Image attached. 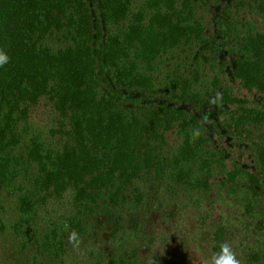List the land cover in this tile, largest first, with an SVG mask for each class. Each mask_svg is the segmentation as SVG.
Returning a JSON list of instances; mask_svg holds the SVG:
<instances>
[{
	"label": "trees",
	"instance_id": "1",
	"mask_svg": "<svg viewBox=\"0 0 264 264\" xmlns=\"http://www.w3.org/2000/svg\"><path fill=\"white\" fill-rule=\"evenodd\" d=\"M220 2L0 0V209L18 217L0 219L10 254L58 263L71 241L94 263L144 264L130 248L147 238L143 222L179 211L188 227L218 219L203 239L216 263L264 264V241L244 235L264 234V0L216 13ZM182 104L218 106L255 170L229 161ZM119 236L132 252L113 254Z\"/></svg>",
	"mask_w": 264,
	"mask_h": 264
},
{
	"label": "rangeland",
	"instance_id": "2",
	"mask_svg": "<svg viewBox=\"0 0 264 264\" xmlns=\"http://www.w3.org/2000/svg\"><path fill=\"white\" fill-rule=\"evenodd\" d=\"M230 1L231 0H221V2L216 7V13H221L229 5ZM97 7L98 6L94 5L96 20L98 19L99 24L101 22V13L100 9ZM211 28L209 29V32L213 33L214 30ZM220 58L223 63L227 65L228 72L232 73L234 70L233 65H231L232 61L229 59V55L225 50L221 51ZM179 108L196 114L205 127L206 133L215 144H220L221 142H224L226 144L225 154L227 158H229V161H235L237 164H241L245 168L255 170V168L253 167L255 164V160L249 153L248 148L245 145L233 147V145L231 144L232 139L228 136L225 128L220 126L221 120L224 119L223 117H225V114H223L222 110L218 106L214 105L208 108H204L199 113L190 105L182 104L179 106ZM217 198H219L218 195L213 196L212 200H215ZM213 205L214 201L208 205V208H211ZM7 212L8 214H5V211H1L0 209V219L5 222V225H8L18 219L16 214L12 211L8 210ZM166 213L167 212H165L164 215ZM4 218L6 220L8 219L9 222H7ZM144 223L145 221L143 222L142 226L143 229L148 233L147 238H145L144 242H140L137 240V245L136 242L133 241L132 245L130 246V248H133L134 246L139 247L140 253L138 257L140 258V261L144 262V264H218L216 262L220 259V256L218 254L216 256H213L214 252L212 249V245H210V242L208 241L211 240V237H209L206 242L203 241V239L207 238L208 234L211 232L210 225H214L213 229L219 226L217 218H215L213 222L208 221L207 223H205L203 228L202 226L198 225L196 227H192L190 224L188 227L184 222L183 215L179 211H177V215L174 218L165 219V217L161 215L156 216L155 220L148 221L147 224ZM123 227L125 230V221H123ZM35 230L39 232L38 228H36ZM110 230V228H108V230L106 229L102 234V237L105 238V236L109 234ZM157 233L159 234L155 236L157 240H155L152 245H150V247L153 248L152 250L146 245V239H148V236L155 235ZM262 233L263 232H257V234H251V232L248 230L247 232H244V235L246 236V238H256L259 235L258 240L264 241L262 238V235L264 236V234ZM245 236L243 237L245 238ZM6 238L8 237H6L5 231H3L2 229V224H0V264H3V261H6L5 264H103V262L104 264H109L107 260H98L96 263H94V256L92 257L89 252L87 253V255H81V253H79L80 250H78V247L75 246V244H73L71 241H69V245H67L66 247L67 252L63 257L62 262L59 261L57 263L55 260L53 261L51 258H48V255L36 259L35 253L32 252L30 253L32 258H30V260H26V263H24V257L22 255L21 258H19V255L10 254V251L6 249L9 244V241ZM119 239L120 236L116 245H114L115 243H112V241L110 242V245L112 246V248H114L112 251L113 254H117L119 256L121 255V253L123 254V251L125 249V252L133 251L129 250V247H127L126 245L122 249H119ZM100 244H102V241ZM239 244H237L238 250L240 249ZM249 244L251 245V242H249ZM226 248L227 247H225V249ZM147 249H150V251H147ZM5 251L8 257H4ZM248 259L249 255H246L245 260ZM223 260L226 261L230 259L227 257H223ZM251 260L252 259L249 260L250 264H261L259 262H252ZM225 261L223 262L225 263ZM235 262L237 264L238 261L236 260ZM239 263L241 262H238V264Z\"/></svg>",
	"mask_w": 264,
	"mask_h": 264
}]
</instances>
